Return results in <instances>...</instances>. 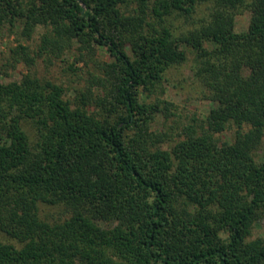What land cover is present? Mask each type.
<instances>
[{"label": "trees", "instance_id": "16d2710c", "mask_svg": "<svg viewBox=\"0 0 264 264\" xmlns=\"http://www.w3.org/2000/svg\"><path fill=\"white\" fill-rule=\"evenodd\" d=\"M38 28V55L110 61L74 102L31 74L0 80V264H264V0H0V36ZM188 50L212 107L174 140L150 130L174 104L143 94Z\"/></svg>", "mask_w": 264, "mask_h": 264}, {"label": "rangeland", "instance_id": "374dc122", "mask_svg": "<svg viewBox=\"0 0 264 264\" xmlns=\"http://www.w3.org/2000/svg\"><path fill=\"white\" fill-rule=\"evenodd\" d=\"M204 7H202L203 9ZM249 12L237 15L236 20L238 28H245L249 21ZM44 29L38 28L30 39L20 37L19 32H6V35L0 36V80L2 82L19 81L23 75L31 74L43 80H50L61 85L65 89V97L72 102L80 91L89 86L92 74L98 73L96 68L98 63L109 62L110 58L103 48H98L93 55H89L85 50H80L75 45L70 50L64 51L60 56L52 53L42 55L37 54L40 45V35ZM19 44L28 46L29 54L32 60L15 59L11 49ZM188 59L180 66H173L165 73L166 80L162 85V91L146 96L144 99L148 102H154L155 98L164 99L174 104L171 107V113L165 116L158 113L153 121L150 130L162 134L173 135V139H181L184 136L177 137V133L184 125H193L197 127L201 120L205 118L212 103L205 99V88L194 77V51L188 50ZM81 56H83L81 58ZM95 94L99 91L96 87L92 88ZM162 92V93H161ZM90 111L98 108L94 103L88 106ZM175 127H178L175 129ZM26 130L33 131L30 125L25 126ZM234 128L216 134L221 141H232L234 138ZM262 144L257 152V158L264 161V137ZM169 142L162 146L166 148ZM170 144V143H169ZM42 216L49 219H57L61 216V209L56 206H42ZM113 224V223H111ZM264 236V220L255 225L253 237ZM6 240V237L3 238ZM13 242V241H11Z\"/></svg>", "mask_w": 264, "mask_h": 264}]
</instances>
